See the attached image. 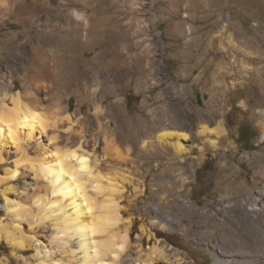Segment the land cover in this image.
Masks as SVG:
<instances>
[{
  "label": "rangeland",
  "instance_id": "obj_1",
  "mask_svg": "<svg viewBox=\"0 0 264 264\" xmlns=\"http://www.w3.org/2000/svg\"><path fill=\"white\" fill-rule=\"evenodd\" d=\"M75 13L93 30L84 48L67 32ZM28 84L54 128L24 150L41 141L85 154L93 216L112 198L119 219L88 247L64 232L71 207L40 205L35 155L8 141L0 264H82L99 242L100 264L115 253L113 264L264 262V0H0V110ZM206 161L218 174L201 197Z\"/></svg>",
  "mask_w": 264,
  "mask_h": 264
},
{
  "label": "bare ground",
  "instance_id": "obj_2",
  "mask_svg": "<svg viewBox=\"0 0 264 264\" xmlns=\"http://www.w3.org/2000/svg\"><path fill=\"white\" fill-rule=\"evenodd\" d=\"M79 1L83 4L84 3L87 4L92 0H79ZM87 18L88 17L84 15L75 13L74 14L75 20L73 21L74 24L70 23L69 25L70 27L67 28V32L72 34L73 35L72 37H75L76 42L78 43L80 48H84L86 45L90 44L91 38L93 37L92 34H90V31L93 32V30L92 28H90ZM82 25H84L85 28L88 30V32L84 33V37L82 36L83 38L79 35ZM100 34L103 33L101 32ZM104 78L109 79V74L107 73L106 76H104ZM28 83L30 84V81ZM29 84L24 86L23 94L20 92H15L9 95L5 94V97L8 96V98L15 104V106L10 107L8 109L5 107L0 110V148L3 149L5 144L8 141H11L14 143L13 145L17 150L24 151L22 157H24V153L26 152V150L35 155V157L32 158L33 162L31 163V166L30 165L29 166L34 175L32 178L37 183H40L42 187L43 194L39 196V199L41 198L40 201L42 203L40 205H43L45 210L47 206L50 207L51 212H53L57 206H60L57 207L58 209H62V210L64 209V212L66 207H71L72 213L71 215L66 217V223L68 224L64 227L63 231L64 232L67 231L68 233L72 232L74 235H78L79 237L86 238L83 241V245L88 247L89 241L92 240V236L96 234L104 233L108 227L110 228L115 224L117 225L116 222L119 219V213H118L119 211H118L117 203H115L112 198L108 199L107 201H102L103 205L100 207V209H104L105 214H103V216L102 215H98L95 217L93 216L92 214L93 203L85 195L84 192L85 184L84 182H82L85 178L84 174H88L87 176H89V171L91 169L89 168L90 166L85 154L78 153L75 150H68V149L60 150L59 148L56 147L53 150H51L49 149L48 145L43 144L41 141L40 143L34 142V143H30L29 145L27 144L26 149L24 150L23 147L25 145V142H27L30 139H34L36 132H39L40 135L46 134L47 132L52 134L50 129L54 128L52 125L49 126L46 120L44 121V119L41 116V114L43 113L37 111L38 106H36V104L40 100L38 95L39 89L38 88L31 89V86L29 88ZM28 97L30 98L29 101L27 99ZM2 105L1 107H3ZM221 129L218 126L209 131L210 133H214L215 135H221L223 133ZM166 135L168 134H162L160 135L159 138L161 140L162 139L167 140L168 139L167 137H171ZM48 138L49 140H51L53 136L50 135L48 136ZM175 147H176L175 149H177L178 151L183 150V147L179 142L175 144ZM22 157L21 159H23ZM19 164L20 163L18 162L17 166ZM8 174L11 177H17L18 168L16 167L12 171L8 170ZM110 191L115 192L116 189L112 188L110 189ZM6 200L7 198L4 197L5 204H6ZM65 202L67 204H65ZM250 210L253 213V211L259 210V207L257 208L256 206H254L250 208ZM87 217L91 219H88ZM104 247H106V244L103 242L93 244L92 248H94V251L92 255H90L87 248L84 252L85 256L82 261V264H92V261L93 262L97 261L96 263L99 264L103 263L102 257L104 256L101 257V253H103L102 249H104L105 252L108 250L107 248ZM116 254L117 253L114 254V258L111 261L113 262L116 261V257H117ZM102 255L105 254L103 253ZM224 258L225 256H221V255L216 257V259L219 260L221 263L226 261L224 260ZM151 259L152 257L150 256L149 260ZM152 260L150 261V263L152 262ZM228 261L233 264H236V260L234 259L230 260V257ZM113 262L112 263L105 262V264H113ZM262 263L264 262H260L257 259H253L252 261H250L249 264H262Z\"/></svg>",
  "mask_w": 264,
  "mask_h": 264
},
{
  "label": "trees",
  "instance_id": "obj_3",
  "mask_svg": "<svg viewBox=\"0 0 264 264\" xmlns=\"http://www.w3.org/2000/svg\"><path fill=\"white\" fill-rule=\"evenodd\" d=\"M218 172L215 168L214 165H210L209 161H206L204 163V166L201 167V169H199L197 171V178L199 179L201 175H204L206 179H204V181H199V184L201 186V192H200V195H202L201 197H207L210 195V191L211 190H215L216 188V183L215 185L211 188V175L213 176V178L215 179L216 181V176H217ZM220 175V174H219ZM192 198L195 199V196L192 195Z\"/></svg>",
  "mask_w": 264,
  "mask_h": 264
},
{
  "label": "crops",
  "instance_id": "obj_4",
  "mask_svg": "<svg viewBox=\"0 0 264 264\" xmlns=\"http://www.w3.org/2000/svg\"><path fill=\"white\" fill-rule=\"evenodd\" d=\"M220 128V127H219ZM221 129V128H220ZM222 130V129H221ZM223 131V130H222ZM220 173V172H219Z\"/></svg>",
  "mask_w": 264,
  "mask_h": 264
}]
</instances>
